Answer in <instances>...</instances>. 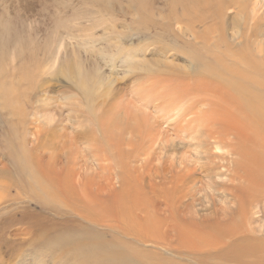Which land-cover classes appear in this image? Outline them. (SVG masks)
I'll return each instance as SVG.
<instances>
[{"label":"rangeland","instance_id":"1","mask_svg":"<svg viewBox=\"0 0 264 264\" xmlns=\"http://www.w3.org/2000/svg\"><path fill=\"white\" fill-rule=\"evenodd\" d=\"M157 2L155 6L159 10L154 12V23L158 24L161 19L162 24L151 28V25H137L141 15L127 6L129 0H0V63L5 60L10 69V62L15 61L16 56L20 58L12 65L21 64L25 56L32 53L35 56H30V60L41 58L40 71L34 74L38 86L30 93L27 91L34 97L33 108L26 106L32 111L27 115L26 128L18 125L17 117L7 113L9 107L0 104V264H20L22 256L30 251V238L46 233L49 221L56 219L46 212L47 206L39 203L37 195H29V187L32 183L34 191L40 192L39 182L46 183L43 168L36 160L41 158L47 162L57 156L56 165L51 160L50 167L74 169L76 183L91 177L93 193L99 195L117 197L127 178L128 188L138 192L147 207L142 214L153 221H160L161 216L169 217L170 213L202 223L211 219L203 230L193 226L196 240L189 249L194 252L189 258L192 264H264V244L259 242L264 239V180L262 185L255 183L260 172L257 157L263 155L262 149L243 136L235 137L234 132L225 133L221 122L216 126V119H208L204 125L196 122L188 125L192 114L179 117L175 114L177 110L172 111V104V107L166 105L163 113L160 108L146 106V101H141L140 97L136 99V90L141 80L144 81L142 75L159 68L174 71L180 63L185 65L187 73L192 68L191 61H186L187 55L175 51L178 45L175 38L183 26L163 25L165 21L160 15L166 12L160 10H164V0ZM252 3L248 14L255 9L262 15L264 0ZM233 11L230 9L229 14ZM191 38L188 34L181 36L179 44ZM177 55L183 59L179 60ZM75 59L79 61V81L88 78L95 82L91 98L95 96L93 113L114 108L115 103L129 111V120L120 117L111 121L115 129L122 131L123 128L127 143H134L128 146L129 154L116 152L105 158L104 148L95 146L104 145L108 140L102 129L92 124L94 114L87 108L85 92L72 87L75 81L65 72L53 78L63 62L66 67L69 60ZM149 80L145 81L146 88ZM1 93L0 89V97ZM136 108L146 113V123L150 121L149 129L139 124L143 131L137 128V133L141 131L136 134L139 140L135 138L136 132L131 134L135 131L131 128L136 127L137 120H131ZM165 111L170 113L165 114ZM176 124L185 125V131L173 129ZM15 126L25 133H20L19 129L14 139ZM114 128L118 137L119 131ZM93 130L95 140L86 141L85 138L91 137L81 133ZM10 137L13 139L9 140ZM43 139L44 146L37 147ZM71 139L73 149L69 146ZM7 140H13L10 152L15 157L17 152L24 153L27 163L23 166L8 153L11 148L6 147ZM26 171L30 172L31 181H27ZM95 205L97 207L98 203ZM62 207L60 205V210ZM158 233L172 239V233L165 226ZM138 247L155 252L178 248L171 242L163 248L153 243ZM174 253L178 254V249L171 251L172 257L179 262L182 258L186 260L183 254L175 256ZM26 264H31V260Z\"/></svg>","mask_w":264,"mask_h":264},{"label":"bare ground","instance_id":"2","mask_svg":"<svg viewBox=\"0 0 264 264\" xmlns=\"http://www.w3.org/2000/svg\"><path fill=\"white\" fill-rule=\"evenodd\" d=\"M100 1L105 2V0ZM157 1L159 2V0ZM253 1L164 0V10H160L166 12L165 15H160L166 22L163 25L168 26L174 23L183 26L180 35H176L175 38L178 40L175 51L186 54V61H191L192 68L190 73H187L185 65H180V63L174 68V71L159 68L146 76L141 74L144 81L140 79L142 84L138 86L135 96L137 100L140 97L141 101H146V106L160 108V112L163 113L165 106L172 107V104V111L177 110L175 113L177 116L185 117L187 114H192V117L187 121L188 125L194 122L204 125L208 119H216V126L221 122L225 133L234 132L235 137L242 138L243 136L257 145L262 149L263 155L257 157L260 172L255 183L262 185L264 180V13L258 15L253 9L252 14H248L249 6L253 4ZM129 2L127 6L136 9L137 14L141 15L140 20L136 22L137 25H151V28H157L160 22L162 24L161 19L158 24L154 23V12L159 10L158 6H155L156 0H129ZM60 9L64 10V8ZM134 9L132 10L135 11ZM230 9H234L233 14H229ZM229 19L234 21L233 25V21ZM187 34L192 38L184 44H179L181 36ZM30 56L32 58L35 55L33 53L26 55L21 64L12 65V63H17L20 58L16 56L14 58L16 60L10 62V69L7 68L8 63H4L5 60L0 63V76H12L5 79L0 77L2 91L0 104L9 107L7 113L17 117L18 125L23 128L27 126V115L32 112L28 111L27 107L33 108L32 98L34 95L29 94L30 90L38 86V80L34 74L36 71H40L38 61L41 58L30 60ZM176 58L183 59L180 55H177ZM70 60L66 67H63L65 62L62 63L53 73V78L56 79L57 74L65 72L75 81V85L71 84V86L78 90L81 88L85 92L87 108L90 113L94 114L92 124L102 129L108 140L107 143H103L104 145L99 144L100 146L97 145L95 148L103 147L102 154L105 158L116 152L124 154V156L129 154L128 152L131 150H128V146L130 144L131 147L132 143L126 142L127 138L123 136L125 134L123 128L120 131L118 130L120 128L116 127L117 132L119 131L117 137V134L113 132V122L111 123L113 118L120 120V117H126L129 120V111L115 103L114 108H107L100 114L93 113L95 96L93 100L91 98L95 91V82L89 81L88 78L79 81V61L75 59L70 62ZM41 62L43 63V61ZM16 66L18 69L14 70ZM149 78V87L146 88L144 84ZM24 92L28 94H24ZM206 92H210V95ZM206 106L208 107L206 108ZM168 113L170 112L165 114ZM138 119H142V122H139ZM131 120H137L135 121L136 127L131 128L135 131H131V134L138 131L140 123L145 124L149 129L150 119L146 123V113H140L137 108L132 111ZM126 121L125 123H128ZM53 128L57 135V129ZM125 128L127 129V127ZM19 129L20 133L24 132L21 127L15 126V132L11 133L14 139L18 137H15V134L19 132ZM173 129L185 131L186 126L176 124ZM190 129L186 130V133ZM198 129L202 128L198 127ZM92 132L94 130L81 134L91 137L85 138L86 141L91 142L95 140ZM139 133L136 132L135 135ZM114 135L118 140H115ZM135 138L140 139L138 136ZM101 141L103 139L100 138L99 142ZM6 142L8 143L6 147L11 148L8 152L10 156L22 166L27 163L24 153L17 152L15 157L10 152L13 151L10 142L8 140ZM44 142L45 139L41 140L37 147H43ZM138 143H136L137 146ZM69 144L73 149L72 139ZM92 146L94 145L92 144ZM51 147L55 149V144L52 143ZM245 155L248 153L245 152ZM119 156L121 158L123 155ZM57 158L58 156L55 159L51 157L47 159V162L41 158L36 160L43 168V171L40 170L46 183L39 182L40 192L34 191V187L30 183L29 190L31 192L29 195H37V200L40 198L39 203L47 206L46 212L48 211V214L56 219L49 221L46 233H37L36 238H30V251L22 256L20 264H26L29 260H31V264H192L189 258L194 252L189 249L196 240L193 226L203 230L211 219L202 223L192 219L179 218L170 213L169 217L161 216L160 221H153L148 215L142 214L141 211L147 207L140 194L128 188L130 184L127 178L123 180L117 197L110 194L99 195L93 193L90 184L91 177L84 182L76 183L73 181L74 169L65 168L63 170L58 167H50V161L53 160L56 165ZM120 160L122 161V159ZM25 174L27 181H31L30 172L26 171ZM42 174H40V178H43ZM33 176L34 173H32L34 180ZM28 178L30 179L28 180ZM249 192L253 193L251 189ZM60 205L63 206L61 210ZM234 218L237 222L236 214H234ZM185 225L189 226L185 227ZM162 226L169 229L172 239L158 233ZM242 227L250 233L247 227L243 225ZM252 240L257 241L253 238ZM169 242L178 248L155 252L138 247L146 243L167 247ZM259 242L264 244V239ZM175 249H178L179 253H174V255L183 254L186 260L182 258V262H179L174 259L171 251Z\"/></svg>","mask_w":264,"mask_h":264}]
</instances>
